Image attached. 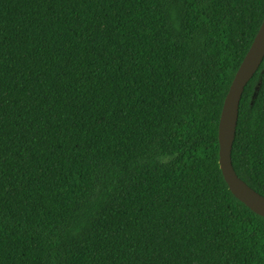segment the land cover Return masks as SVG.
I'll return each instance as SVG.
<instances>
[{"label": "trees", "instance_id": "1", "mask_svg": "<svg viewBox=\"0 0 264 264\" xmlns=\"http://www.w3.org/2000/svg\"><path fill=\"white\" fill-rule=\"evenodd\" d=\"M263 18L264 0H0V264H264V218L218 163ZM263 65L231 164L264 197Z\"/></svg>", "mask_w": 264, "mask_h": 264}, {"label": "water", "instance_id": "2", "mask_svg": "<svg viewBox=\"0 0 264 264\" xmlns=\"http://www.w3.org/2000/svg\"><path fill=\"white\" fill-rule=\"evenodd\" d=\"M264 60V18L253 42L241 62L225 96L218 123V163L231 194L255 215L264 218V197L249 188L235 174L231 164L238 108L244 87L259 70ZM264 73V65L260 77ZM260 86V78L254 97Z\"/></svg>", "mask_w": 264, "mask_h": 264}]
</instances>
